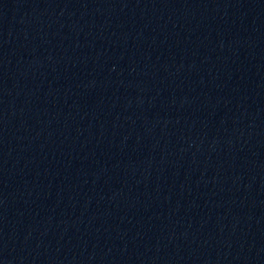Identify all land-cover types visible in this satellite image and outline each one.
<instances>
[{"label":"water","instance_id":"obj_1","mask_svg":"<svg viewBox=\"0 0 264 264\" xmlns=\"http://www.w3.org/2000/svg\"><path fill=\"white\" fill-rule=\"evenodd\" d=\"M0 264H264V0H0Z\"/></svg>","mask_w":264,"mask_h":264}]
</instances>
